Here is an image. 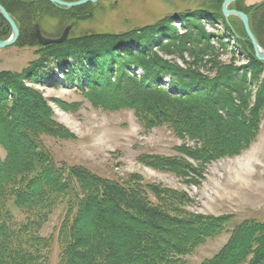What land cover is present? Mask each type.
Wrapping results in <instances>:
<instances>
[{
	"label": "trees",
	"instance_id": "1",
	"mask_svg": "<svg viewBox=\"0 0 264 264\" xmlns=\"http://www.w3.org/2000/svg\"><path fill=\"white\" fill-rule=\"evenodd\" d=\"M202 1L204 6L179 18L183 34L170 32L169 23L123 36L87 33L47 47L21 75L0 73V147L6 153L4 159L0 156V264H47L53 240L42 236L41 229L61 204L66 218L58 236V264H185L183 257L226 230L227 216L185 211L183 207L190 204L185 192L137 175L111 181L83 167L58 163L43 137L73 136L55 120L40 92L27 86L51 77L52 61L60 68L74 62L86 80L79 84L86 99L109 110L132 109L147 129L169 127L193 142L180 151L196 167L239 155L256 140L264 119V63L256 58L243 26L241 38L230 28L221 12L225 0ZM0 3L21 22L15 45L19 47L38 45L34 23L40 15L78 22L90 19L87 6L62 10L48 0ZM204 19L227 31L208 34L202 27ZM263 21L264 13L255 15L260 36L252 31L264 48ZM11 34L0 13V40ZM154 37L162 55L178 56L184 66L153 51ZM221 48L234 55L237 49L240 58L244 55V66H236L234 56L223 61ZM132 67L143 75L130 74ZM167 77L170 89L161 86ZM142 160L183 179L197 173L183 158L143 156ZM202 264H264V222L237 225L228 243Z\"/></svg>",
	"mask_w": 264,
	"mask_h": 264
},
{
	"label": "rangeland",
	"instance_id": "2",
	"mask_svg": "<svg viewBox=\"0 0 264 264\" xmlns=\"http://www.w3.org/2000/svg\"><path fill=\"white\" fill-rule=\"evenodd\" d=\"M262 1L264 0H236L228 5V9L234 10L239 3L251 5ZM204 5L202 0H99L84 5L88 7L90 15L87 21L73 23L59 17L40 15V21L35 27H39L46 38H58L57 34L63 29V25L72 26L69 40L87 33L123 36L132 30L137 33L140 29H156L157 26L169 23L170 32L180 35L185 32V26L179 18L188 14L189 10ZM177 13L181 14L175 16ZM248 17L250 20L249 15ZM224 18L230 20V28L241 38V20L236 16ZM202 27L211 35L227 31L223 25L214 24L208 19L202 21ZM157 39L153 38V51L162 55L157 46L159 44H156ZM231 41V47L234 48L235 41ZM47 47L49 46L39 44L34 47L14 45L0 49V73L21 75L32 62L42 56ZM220 54L225 62L234 56L233 62L238 67L246 63L244 55L240 58L237 49L234 55L231 49L221 48ZM162 56L172 64L184 66L178 56ZM58 67L59 64L52 61L49 65V70L53 71L51 77L38 85L27 84L40 92L48 102L55 120L73 136L65 140L43 137L45 146L58 163L83 167L92 174L111 181L122 182L137 175L145 182L187 193L190 204L183 207L187 212L229 218L226 230L221 235L207 239L193 253L183 257L185 264H202L214 257L228 243L232 230L237 225L246 221L264 222V119L256 140L241 154L223 157L203 168L196 167L195 162L180 151V147L193 146V142L179 137L165 125L145 128L132 109L120 107L109 110L95 106L79 89L80 82L86 81L82 70L74 62H70L68 66L74 71H68V67ZM86 69L90 70L88 66ZM136 71L138 70L132 67L129 73L133 75ZM67 75L72 77L68 78ZM263 79L264 74L261 80ZM163 88H167V85L164 84ZM105 100L110 102L112 98L105 97ZM0 156L2 159L6 156L1 147ZM143 156L183 158L196 168L197 173L192 174L190 179H183L144 163L145 161H141ZM150 198L156 203L152 195ZM65 218V205H58L41 229L42 236L52 237L53 240L47 264L59 262L58 236Z\"/></svg>",
	"mask_w": 264,
	"mask_h": 264
},
{
	"label": "water",
	"instance_id": "3",
	"mask_svg": "<svg viewBox=\"0 0 264 264\" xmlns=\"http://www.w3.org/2000/svg\"><path fill=\"white\" fill-rule=\"evenodd\" d=\"M13 1V0H8ZM51 4L56 5L60 8H64L66 10L72 9L74 7H80L84 6L88 3H95L99 0H80L77 2H67L64 0H48ZM236 0H226L222 5V12L225 17L230 16H236L238 17L245 29L246 35L253 47L254 53L256 58L264 63V48L259 43L257 37L253 33L251 26H250V20L247 14L241 11L237 10H229L228 5L235 2ZM0 13L4 17V19L8 22V24L11 26L12 34L11 37L7 40H0V49L11 47L17 44L19 36H20V29L14 20V18L11 16V14L6 10V8L0 3ZM72 30V26H67L65 30L63 31L62 35L58 38H46L42 35L41 30L39 27H36V36L38 40V44L41 46H51V45H60L63 44L68 40L70 37V33Z\"/></svg>",
	"mask_w": 264,
	"mask_h": 264
},
{
	"label": "flooded vegetation",
	"instance_id": "4",
	"mask_svg": "<svg viewBox=\"0 0 264 264\" xmlns=\"http://www.w3.org/2000/svg\"><path fill=\"white\" fill-rule=\"evenodd\" d=\"M233 9L237 10V11L244 12L245 14L250 16L251 28H253L254 33L259 37L260 34L257 32V30H256V28L254 26L253 20H254L255 15L264 13V1L260 2L259 4H251V5H242L241 3H239V4L235 5V7ZM15 21H16L19 29H20V26H21L20 20H17L15 18ZM68 21H72L73 23L78 22V21H75V20L67 19V22ZM34 26H35V23H34ZM66 27L67 26L63 25V29L57 34L58 37H60L62 35V33H63V31L65 30ZM261 34L264 35V21H263V24H262V32H261Z\"/></svg>",
	"mask_w": 264,
	"mask_h": 264
}]
</instances>
